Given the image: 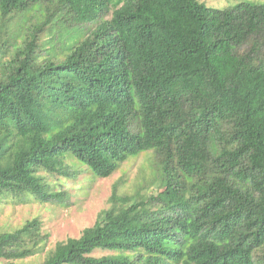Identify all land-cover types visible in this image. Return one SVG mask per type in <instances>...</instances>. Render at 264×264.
Returning <instances> with one entry per match:
<instances>
[{"label":"trees","instance_id":"obj_1","mask_svg":"<svg viewBox=\"0 0 264 264\" xmlns=\"http://www.w3.org/2000/svg\"><path fill=\"white\" fill-rule=\"evenodd\" d=\"M111 1L0 0V199L69 204L48 175L150 153L40 264H264V3ZM43 236L0 232V259Z\"/></svg>","mask_w":264,"mask_h":264},{"label":"rangeland","instance_id":"obj_2","mask_svg":"<svg viewBox=\"0 0 264 264\" xmlns=\"http://www.w3.org/2000/svg\"><path fill=\"white\" fill-rule=\"evenodd\" d=\"M123 0H112L114 9ZM206 4L216 8L230 7L241 1L264 3V0H205ZM150 153H139L124 162L110 177L96 176L88 165H80L73 175L52 176L48 180L57 190H66L69 204L49 203L36 200L34 197H15L6 195L0 199V232L12 231L21 227L27 220L38 217L42 221L43 238L32 254L25 257L6 260L0 264H40L55 248L59 241L69 237H79L83 230L95 223L102 209L111 206L110 196L115 183L120 182V190L131 191L140 181L141 169L152 159ZM70 163H74L69 158ZM78 162V161H75ZM47 235V236H46ZM46 237V238H45ZM106 253L97 251V255Z\"/></svg>","mask_w":264,"mask_h":264}]
</instances>
